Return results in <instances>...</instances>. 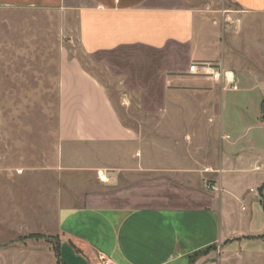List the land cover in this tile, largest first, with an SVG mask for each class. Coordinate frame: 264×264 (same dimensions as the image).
Masks as SVG:
<instances>
[{"label":"crops","instance_id":"obj_1","mask_svg":"<svg viewBox=\"0 0 264 264\" xmlns=\"http://www.w3.org/2000/svg\"><path fill=\"white\" fill-rule=\"evenodd\" d=\"M230 1L234 9L228 13L235 12L236 17L264 13V0ZM0 9L52 10L67 21L73 19L68 25H74L70 30L76 49L63 47L58 59V138L63 155L69 152L73 162H86L80 174L94 188L76 190L59 204L62 251L68 245L74 258H80L77 262L82 260L79 264H102L103 259L110 264H188L211 245L246 237L264 224L263 208L257 204L251 203L253 208L245 215L237 209L255 198L248 188L264 182V81L242 68L239 80L259 83L240 90L257 98L251 104L257 103L253 115L260 123L258 131L253 129L243 141L252 129L235 136L226 129L231 90L208 76L188 72L192 62L241 68L224 58L225 44L217 37L221 15L208 0H0ZM127 49L145 52L128 59L129 66L149 67L163 87L153 96L154 105L143 102L144 111L160 114L165 126L177 130L182 140L187 137L193 148L190 157H172L164 174L144 173L107 185L96 181V171L107 174L105 169H113L107 176L113 181L133 168L136 159L117 153L108 163L97 154L98 148L138 150L148 167L150 144L123 121L100 75L121 83L126 69L115 55L120 58L118 53ZM127 76L126 81L141 88L136 85L139 75ZM207 181L211 184L206 186ZM209 186L214 189L207 192ZM236 221L242 225L232 229Z\"/></svg>","mask_w":264,"mask_h":264},{"label":"rangeland","instance_id":"obj_2","mask_svg":"<svg viewBox=\"0 0 264 264\" xmlns=\"http://www.w3.org/2000/svg\"><path fill=\"white\" fill-rule=\"evenodd\" d=\"M208 2L221 15L217 18L221 35L217 37L225 44L224 58L241 66L233 69L238 80L243 68L250 70L259 82L264 81V13L241 18L239 14L234 16L235 12L228 13L234 9L230 0ZM69 20L72 23L73 19ZM69 20L52 10L0 9V264H79L82 261L77 262L80 258H74L77 255L68 245L62 251L57 225L59 204L73 197L76 190L94 188L80 174L86 162H73L69 152L63 155L58 138L59 54L65 46L72 45L73 51L77 46L74 30H70L74 25H68ZM144 54V51L127 49L118 53L120 58L115 55L126 69L121 83L100 74L106 80L110 98L123 121L132 125L150 144L148 167H144L138 150L130 149L128 153V147L98 148L97 154H102L108 163L117 153L131 154L129 156L136 159L133 168L113 181L107 177L113 169H105L107 174L96 171V181L107 185L121 184L144 173L164 174L172 157H190L192 153L193 146L187 137L183 139L187 141L184 144L182 138L177 137V130L165 126L160 114H150L143 109V102L147 106L154 105L153 96L163 89L149 67L129 66L128 59L134 60V56ZM81 56L94 69L88 57ZM96 69L98 71L99 66ZM128 72L140 76L136 85L141 88L126 81ZM144 78L153 81L146 83ZM250 81L239 80V91L227 92L232 102L228 101L224 115L226 129L232 136L252 129L246 138L243 136V141L260 126L253 115L257 103L251 104L257 102V98L251 92L240 90L243 85L249 89L259 84ZM227 152L235 154L236 150ZM246 179L251 180V175ZM209 184L207 181L206 186ZM211 189L214 188L209 186L207 192ZM247 192L255 198H248L241 208L238 206V212L245 215L255 204L264 212V182L258 187L251 185ZM237 223L231 228L242 225ZM242 228L245 230L244 226ZM254 228L255 232L246 237L211 245L188 264H264V224Z\"/></svg>","mask_w":264,"mask_h":264},{"label":"built area","instance_id":"obj_3","mask_svg":"<svg viewBox=\"0 0 264 264\" xmlns=\"http://www.w3.org/2000/svg\"><path fill=\"white\" fill-rule=\"evenodd\" d=\"M188 72L190 74L208 76L213 81L219 82L222 89L235 91L238 90V79L231 69L222 68L219 65H213L209 62H192L189 65ZM212 188H214L212 186ZM102 264H110L103 259Z\"/></svg>","mask_w":264,"mask_h":264},{"label":"trees","instance_id":"obj_4","mask_svg":"<svg viewBox=\"0 0 264 264\" xmlns=\"http://www.w3.org/2000/svg\"><path fill=\"white\" fill-rule=\"evenodd\" d=\"M210 248V247H209ZM196 255H194V256H192L191 258H190V260L192 259V258H194Z\"/></svg>","mask_w":264,"mask_h":264}]
</instances>
